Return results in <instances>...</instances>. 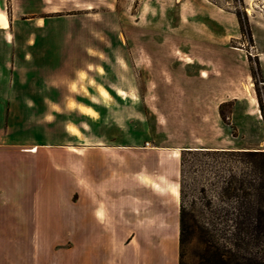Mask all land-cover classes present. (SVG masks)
<instances>
[{
	"label": "rangeland",
	"instance_id": "obj_1",
	"mask_svg": "<svg viewBox=\"0 0 264 264\" xmlns=\"http://www.w3.org/2000/svg\"><path fill=\"white\" fill-rule=\"evenodd\" d=\"M86 1L95 6L89 16H78L75 4L79 0H61L62 15L50 19L61 29L86 24L95 30L97 65L89 68L96 72L98 99L91 103L96 104V112L88 113L97 122L92 126L84 123L83 133L91 129L98 136H116L119 127L131 126L139 118L144 130L131 129L133 136L148 138L150 133L161 145L173 140L177 147L220 145L233 149L183 153L187 232L181 264L264 261V238L233 235L236 208L247 200L222 192L226 181H236L238 186L240 180L252 179L251 170L236 154L214 153L264 151V0ZM4 8L9 15V6ZM75 37L78 34L66 35L67 39ZM25 52L18 49L16 57L9 59L8 53L0 50V78H15L18 89H41L49 81H62L71 74L62 64L43 69L33 64L29 55L25 58ZM81 77L87 74L83 72ZM127 87L134 92L133 98L121 91ZM18 94L17 104H37L29 102L24 91ZM127 103L130 109H126ZM202 103L207 106L206 113L191 112ZM15 115L18 136L24 121L31 136H39L40 122L48 120L46 136L54 143L64 141L63 125L76 132L72 126L79 122L73 113L21 111ZM195 116L202 119L192 120ZM231 135L233 143L228 144L226 137ZM71 247L72 241L59 242L54 250ZM65 256L71 261V253Z\"/></svg>",
	"mask_w": 264,
	"mask_h": 264
},
{
	"label": "crops",
	"instance_id": "obj_2",
	"mask_svg": "<svg viewBox=\"0 0 264 264\" xmlns=\"http://www.w3.org/2000/svg\"><path fill=\"white\" fill-rule=\"evenodd\" d=\"M59 1L0 0V50L10 59L24 49L25 58L43 69L62 64L71 71L41 89H18L15 78H0V264H179L180 155L233 149L177 147L173 140L161 145L150 133L133 136L131 129L144 130L139 118L134 126L119 127L116 136L83 133L84 123L97 122L88 113L96 112L91 103L98 99L96 72L89 68L97 65L95 30L52 25L50 19L63 12ZM76 5L79 17L95 9L86 0ZM67 33L78 37L67 39ZM20 91L37 104H17ZM121 91L135 96L128 87ZM206 107L191 112L206 113ZM21 111L73 113L79 122L72 126L76 132L63 125L64 141L54 143L46 136L48 120L40 122L39 136H31L24 121L18 136L15 114ZM226 138L233 143L232 135ZM66 241H72L70 249L54 250ZM70 253L71 261L65 256Z\"/></svg>",
	"mask_w": 264,
	"mask_h": 264
},
{
	"label": "trees",
	"instance_id": "obj_3",
	"mask_svg": "<svg viewBox=\"0 0 264 264\" xmlns=\"http://www.w3.org/2000/svg\"><path fill=\"white\" fill-rule=\"evenodd\" d=\"M260 110L262 106L259 105ZM191 154L193 152H212L201 149L182 151L180 156V254L179 264H181V247L184 243L187 232L186 209L183 203V188H182V167L184 163L183 153ZM214 153H223L230 155H238L246 161L252 174L250 180H240V184L236 186V181H226L222 192L226 196H235L244 198L247 201L240 202L236 211L238 221L234 226V237L239 239L259 240L264 238V151H221ZM255 264H264V261L256 260Z\"/></svg>",
	"mask_w": 264,
	"mask_h": 264
},
{
	"label": "bare ground",
	"instance_id": "obj_4",
	"mask_svg": "<svg viewBox=\"0 0 264 264\" xmlns=\"http://www.w3.org/2000/svg\"><path fill=\"white\" fill-rule=\"evenodd\" d=\"M104 94H105V92H104ZM83 109H85V108H83ZM93 115V114H92Z\"/></svg>",
	"mask_w": 264,
	"mask_h": 264
}]
</instances>
